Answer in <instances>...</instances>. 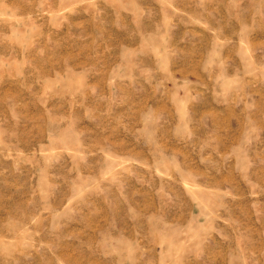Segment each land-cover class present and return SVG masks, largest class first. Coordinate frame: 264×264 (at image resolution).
Instances as JSON below:
<instances>
[{"label":"rangeland","instance_id":"rangeland-1","mask_svg":"<svg viewBox=\"0 0 264 264\" xmlns=\"http://www.w3.org/2000/svg\"><path fill=\"white\" fill-rule=\"evenodd\" d=\"M232 210L259 230L264 0H0V264H221Z\"/></svg>","mask_w":264,"mask_h":264},{"label":"crops","instance_id":"crops-1","mask_svg":"<svg viewBox=\"0 0 264 264\" xmlns=\"http://www.w3.org/2000/svg\"><path fill=\"white\" fill-rule=\"evenodd\" d=\"M222 120V118H221ZM227 121V120H226ZM211 122V121H210ZM233 123V122H232ZM260 123V122H257ZM212 124V122H211ZM238 125V124H237ZM216 125L212 124V128H215ZM228 131V122H226L224 125L220 124V126H217L215 130L220 128H224ZM233 129V127H231ZM241 128V130L239 129ZM234 128L235 129V135L237 137L236 141H229V138L226 137L225 139H221L220 142H212L209 145V150L211 151L210 157L208 156V166L211 165V178L208 179V185L211 187L212 191H208V198H224L226 196V193L229 191H225L227 184L229 183V180L233 182V176H231L227 170V168H234L238 163H236V160L238 161V158H234L229 162L228 152L237 151L242 146V143L240 142V137L243 134V131L245 130V126ZM228 136V135H226ZM242 138V137H241ZM227 153V154H226ZM226 155V156H225ZM210 161V162H209ZM237 190V189H236ZM246 214V213H244ZM230 220L227 224L220 225L218 232H213L208 230V234H215L213 238H210L209 242H213L214 244L221 245V258L220 262L221 264H229L228 258H226L224 248L229 247V244L225 242H247L246 244L249 245V242H256L257 247L264 246V218L261 219V226L259 230H252L250 232V237L243 238L238 233L229 232L230 229H235L237 226V223L241 220V217L237 216V213H235L232 210V213L229 215H226L225 218ZM249 220V219H248ZM251 221V220H249ZM209 229V228H208ZM216 242V243H215ZM252 244V243H251ZM250 244V245H251ZM257 247H254L257 248ZM211 262L216 263L218 260H213L214 255L211 253ZM238 260V263L240 264H264V257L261 256L258 259H254V261L248 260L249 258L241 257L240 255L236 258Z\"/></svg>","mask_w":264,"mask_h":264}]
</instances>
